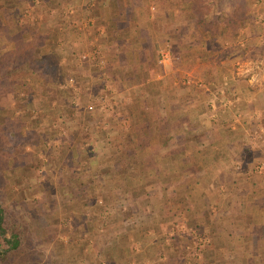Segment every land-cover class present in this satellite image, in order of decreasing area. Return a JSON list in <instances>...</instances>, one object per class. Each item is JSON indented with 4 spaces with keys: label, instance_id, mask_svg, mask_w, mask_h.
<instances>
[{
    "label": "rangeland",
    "instance_id": "374dc122",
    "mask_svg": "<svg viewBox=\"0 0 264 264\" xmlns=\"http://www.w3.org/2000/svg\"><path fill=\"white\" fill-rule=\"evenodd\" d=\"M15 1L4 3L0 0V205L21 239L8 264H197L207 256L213 257L211 262H221L226 254L209 245L216 232H207L193 223L181 208L170 209L173 201H160L164 192L159 187L150 197L146 194L147 186L137 182L132 193L134 198L122 199L110 186L117 180V171L109 163L108 170L103 172L101 163L93 159L92 153L96 150L89 142L97 137L94 134L117 130L120 116L125 112L121 94L118 96V92L108 89L106 75L94 64L77 68L82 75H71L74 78L69 82L68 73L56 70L57 64L54 67L42 45L47 46L48 41L53 40L52 32L64 33L65 40L54 42L57 47L51 53L70 54L71 61L80 57L83 62L86 56L95 55L89 48L106 33L103 23L89 16L91 9L66 4L48 9L47 13L46 9H40L42 5L36 4L39 7L36 10L34 0L28 2L31 5L16 9L13 6L19 5L14 4ZM204 1L210 7L209 16L229 15L236 4L241 7L243 19L235 35L212 39L202 30L194 29L193 14L186 0H151L148 11L156 20L155 37L159 38L150 47L157 54L154 64L159 74L172 72L169 85L174 87L177 98L182 95L185 100L198 96L206 101L208 118L210 113V118H216L211 126L219 128L214 132L217 148L225 140H233L230 133L240 132L236 138L241 146L240 153H232L236 158L231 160V169L242 168L248 163V175L258 183L253 184L252 193H260L257 191L259 183L264 187V0ZM132 5L136 7L133 2ZM158 12H163L159 19ZM133 14L131 17L136 19V8ZM39 33L47 35L38 49L45 62L35 63L38 67L32 66L33 72L24 81L27 83L15 89L6 88L9 78L2 75L15 64L22 50L29 53L28 42L36 41ZM79 34L84 36L79 38ZM72 35L74 40H69ZM82 54L85 58H81ZM59 59L64 60V57ZM92 69L101 72L98 76L88 75ZM54 76H59L57 82ZM146 91L150 89H135L130 97L135 98L139 93L143 104L153 107L156 99L149 98ZM66 94L71 95V108L62 101ZM122 97L126 99L128 95ZM88 99L92 102L83 105ZM57 107L59 114L51 116L49 112ZM136 108L142 111L137 105ZM215 113H220L219 117ZM238 115L245 121L242 122L245 131L231 128L238 122ZM172 116L164 118L162 126L177 132L179 127L174 125ZM114 118H118V122ZM195 130L202 132L199 128ZM114 135L117 133L108 137ZM108 137L106 134L103 144L111 157L116 142L111 144ZM79 143H86L85 146L81 144L84 154L78 158L81 163L78 172L86 175V184L66 186L61 179L58 184V180L53 179L59 169L63 171L67 165L63 151ZM11 147L20 151L9 154ZM239 155L245 161L243 165L237 159ZM35 156L41 161L32 171L27 170L32 172L34 180L23 175L20 180L15 179L14 168L29 160L31 167L36 163ZM7 174L11 175L10 180ZM106 177L112 183H104ZM52 189L62 190L64 194L58 195L56 200L55 194L48 193ZM218 189L227 193L224 186ZM105 191L111 193L106 198ZM162 202L168 213L158 215L164 205ZM208 209L215 210L214 206ZM207 247L210 250L206 251ZM229 251L227 247L224 252Z\"/></svg>",
    "mask_w": 264,
    "mask_h": 264
},
{
    "label": "crops",
    "instance_id": "0c3cea01",
    "mask_svg": "<svg viewBox=\"0 0 264 264\" xmlns=\"http://www.w3.org/2000/svg\"><path fill=\"white\" fill-rule=\"evenodd\" d=\"M3 1L4 3L9 2V0ZM30 1L24 3V0H16L14 4L19 6H13V8H23ZM34 1L33 7L36 10L39 8L36 7L37 4L42 5L40 9H46V12L48 9L66 4L91 9L92 13L89 16L101 21L105 26L106 33L89 48L93 49L92 54L95 55L87 56L83 62L77 58H73L74 60L71 61L68 58L70 54L59 56V54L51 53L57 47L56 44H53L54 42L65 40L64 33L52 32L51 39L53 38L54 41L48 42L53 45L49 43L47 46L42 45L46 47L45 54L52 61L54 67L55 63L57 64V71L63 69L64 73H68V75L80 77L82 72L77 68L82 65L93 67L94 64L96 67L101 68L102 73L106 75L108 81L105 82L108 89L118 92V96L121 94L127 119L120 120L133 123L136 136H133L132 144L136 155L130 158L132 162L128 161L129 157L126 158L128 162L123 161L125 166L117 171L118 176L115 182L112 183L111 179L106 177L104 183L109 184L108 182H111L113 185L110 184V186L114 187L117 194L122 199L127 197L129 200L134 198L132 193L137 182H143L141 185L147 186L148 193L146 194L150 197L154 196L156 190L161 188L165 196L163 195L160 201H173L170 209L181 208L193 223H197L207 232H216L213 241L209 245L212 249L216 248L217 251L226 254L222 257V261L217 264H264L263 183H259L260 185L257 187V191L259 190L260 193H252V186L258 185V183L248 175V163H245L244 166L245 161L242 160L240 155L238 156L240 159H237L240 162L242 161L243 167L235 170L231 169V160L236 158L233 156L235 154L232 155V153H240L241 146L239 147L240 144L236 140L240 132L233 135L230 133L233 140H225L217 148L214 132L216 129L219 131V128L211 126L216 118H210L212 113L209 114L210 119L208 118L205 110L206 101L201 100L198 96L186 98L185 100L182 99V95L181 98H177L178 96L173 92L174 87L169 85L172 80V72L159 74V69L154 64L157 54L155 55L154 49L152 52V48H150L152 43H156L159 39L155 37V32H157L156 20L151 18L148 11L149 7L147 5L151 0L132 1L137 10L136 19L135 16L134 18L125 16L126 0ZM163 12H158L157 19L162 16ZM81 19L80 22L78 21L79 24L81 23L80 27L84 23ZM82 36L84 34H79V38ZM71 39L74 40L73 35L69 40ZM59 57H64V60L59 61ZM74 62H76L75 65ZM93 69L88 71V75L94 76L97 74L98 76L101 71L98 70L97 73ZM84 74L86 75V73ZM70 77L68 76V78ZM53 79L54 82H57L59 76H54ZM143 88L150 89V92L146 91L149 98L155 97L157 104L153 107L143 104L139 93H136L135 98L130 97L131 91ZM122 95L124 97L128 95V98L124 99ZM91 102L92 100L88 99L82 104L88 105ZM131 104L134 106L133 109H128L129 106H132ZM136 105L142 111L137 110ZM53 110L49 112L51 116L52 114H59L60 108L57 107ZM84 113L89 114L90 112ZM170 115H173L174 125L179 127L177 132L162 126V123H164L162 120ZM214 115L219 117L220 113ZM242 119L239 116L238 122L231 128L236 127L239 128L238 131H245L246 127L245 123L242 124L244 121ZM113 120L118 121V118ZM144 125H147V127ZM196 128L201 129L202 132H196ZM114 130L115 128L109 129L110 135L115 133ZM95 135H97L95 140L89 142L96 150L92 153L93 159L100 162L101 171L106 172L108 170L107 166L111 163L110 154H108L103 144V142H106L104 139L106 134L103 136L101 131H97ZM197 137L198 139L195 140ZM198 141L199 143H197ZM81 144L79 143L78 148L71 144L66 152L63 151L64 161L67 165L63 167V171L59 169L58 175L53 179L55 182L58 180V184L60 179L62 185L66 186L78 185L80 187V184H86L84 181L86 175L83 171L78 172L81 169L80 159L78 160V158L83 153L80 150ZM82 145L85 146L86 143ZM111 152H113V149H111ZM34 158V163H36L31 167L28 164L31 160L16 166L14 168L15 176L13 177L20 180L23 175L30 178L31 181L34 180L32 172H27V170L32 171L37 162L41 161V158H37V156ZM25 173H29V175ZM7 175L6 177L10 180L11 175ZM221 186L226 188V194L219 191L218 188ZM62 188L65 187L62 186ZM48 193L55 194L54 198L58 200V195L64 194V191L52 189ZM108 193L110 192H103L104 198L109 196ZM66 194L69 195L70 190L66 191ZM48 197L51 198L50 195ZM211 206L215 208L212 212L208 209ZM166 209L168 208L166 207ZM164 210L165 204L162 205V210L158 212V215H161L162 212H165L164 214L168 213ZM210 247H207L206 251L210 250ZM227 247L230 249L229 253L224 252ZM212 260V256H207L205 259L202 257L196 263L216 264L211 262Z\"/></svg>",
    "mask_w": 264,
    "mask_h": 264
},
{
    "label": "trees",
    "instance_id": "16d2710c",
    "mask_svg": "<svg viewBox=\"0 0 264 264\" xmlns=\"http://www.w3.org/2000/svg\"><path fill=\"white\" fill-rule=\"evenodd\" d=\"M186 1L188 2L189 11L193 14V18L191 19L192 27L194 29L202 30L212 39H224L234 36L236 31L240 27L243 15L240 11L241 7L237 4L234 6L232 12L229 15L217 13L209 16L210 7L205 3L204 0ZM124 11L126 13V17H129L131 16V14L134 13L135 8L132 5V0H126V7ZM37 37L38 39L36 41L31 43L28 42L31 48L29 53H23L22 50V52H20V54L17 56V61L15 62V64L8 68V70H6V72L2 75V77L7 76L9 78V83L6 85V88L12 87L15 89L18 88V86L20 87V85L27 83H24V81L27 80L29 74L33 72L32 66L38 67L35 63H39L40 61L45 62L44 58H42L40 54H38V49L39 46H41L46 40L47 35L39 33ZM22 44H25V42H22ZM77 59L81 60L80 57H78ZM41 79L44 78L41 77ZM44 81L46 82V79H44ZM46 95L48 96V94ZM64 97L65 98L62 99L63 103L68 104L69 108L73 107L71 95L66 94ZM120 119L122 121L127 119L125 112H123V114L120 116ZM144 126L147 127V125ZM116 129L117 130H114V132H116L117 135L111 137L109 136L111 140L108 137V135H110L109 130L104 131L103 133L107 134V137L111 141V144L112 142H116V144L112 146L114 147V149L111 154V168L115 171H118L124 168L125 163L123 161L132 162L130 158L136 155V152L134 151V145L132 144V138L133 136H136V134L135 128L133 127V123L131 124L130 121L125 123L119 121ZM17 147H11L12 149L9 154L18 153L20 149ZM90 155L91 154L89 153V156ZM128 157L129 160L127 159V161L126 158ZM89 159L91 162L93 161L91 160L92 158ZM12 226V223L7 218L5 208L0 205V241L2 242V245L0 242V264L9 263L11 253L16 250V248L20 245L21 242L19 234L13 231ZM6 231H8L7 236L5 235Z\"/></svg>",
    "mask_w": 264,
    "mask_h": 264
},
{
    "label": "built area",
    "instance_id": "2783aa9c",
    "mask_svg": "<svg viewBox=\"0 0 264 264\" xmlns=\"http://www.w3.org/2000/svg\"><path fill=\"white\" fill-rule=\"evenodd\" d=\"M85 56H86V55H83V54H82V55H81V58H85ZM86 57H87V56H86ZM85 59H86V58H85ZM68 80H69V82H71V81H72V79H71V78H68ZM88 108H89V109H91V106H88Z\"/></svg>",
    "mask_w": 264,
    "mask_h": 264
}]
</instances>
